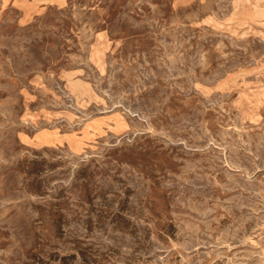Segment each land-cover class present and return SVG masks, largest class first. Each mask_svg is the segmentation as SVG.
<instances>
[{"label":"rangeland","instance_id":"obj_1","mask_svg":"<svg viewBox=\"0 0 264 264\" xmlns=\"http://www.w3.org/2000/svg\"><path fill=\"white\" fill-rule=\"evenodd\" d=\"M264 0H0V264H264Z\"/></svg>","mask_w":264,"mask_h":264},{"label":"bare ground","instance_id":"obj_2","mask_svg":"<svg viewBox=\"0 0 264 264\" xmlns=\"http://www.w3.org/2000/svg\"><path fill=\"white\" fill-rule=\"evenodd\" d=\"M264 260V259H263Z\"/></svg>","mask_w":264,"mask_h":264}]
</instances>
